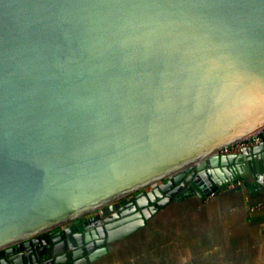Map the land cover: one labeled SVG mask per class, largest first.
<instances>
[{"label":"water","instance_id":"obj_1","mask_svg":"<svg viewBox=\"0 0 264 264\" xmlns=\"http://www.w3.org/2000/svg\"><path fill=\"white\" fill-rule=\"evenodd\" d=\"M248 177L264 0H0V264H90Z\"/></svg>","mask_w":264,"mask_h":264},{"label":"crops","instance_id":"obj_2","mask_svg":"<svg viewBox=\"0 0 264 264\" xmlns=\"http://www.w3.org/2000/svg\"><path fill=\"white\" fill-rule=\"evenodd\" d=\"M246 180L204 200L169 202L90 264H264V210H250L264 202V187Z\"/></svg>","mask_w":264,"mask_h":264},{"label":"built area","instance_id":"obj_3","mask_svg":"<svg viewBox=\"0 0 264 264\" xmlns=\"http://www.w3.org/2000/svg\"><path fill=\"white\" fill-rule=\"evenodd\" d=\"M263 137L261 134L242 139L227 145H224L220 148L219 152L222 154H231V153H239L241 152L244 148L248 146H254L256 144H259L262 141ZM245 184L244 179H236L231 182H229L226 185V190H232V189H237L239 187H242ZM251 211H256V210H264V202H258L250 206Z\"/></svg>","mask_w":264,"mask_h":264},{"label":"flooded vegetation","instance_id":"obj_4","mask_svg":"<svg viewBox=\"0 0 264 264\" xmlns=\"http://www.w3.org/2000/svg\"><path fill=\"white\" fill-rule=\"evenodd\" d=\"M185 191V190H184ZM127 204V202L126 203H120L119 204V207H122V206H124V205H126ZM119 209V208H118ZM112 213H110L109 215H111Z\"/></svg>","mask_w":264,"mask_h":264},{"label":"rangeland","instance_id":"obj_5","mask_svg":"<svg viewBox=\"0 0 264 264\" xmlns=\"http://www.w3.org/2000/svg\"><path fill=\"white\" fill-rule=\"evenodd\" d=\"M241 179H244V181H246L245 178H241Z\"/></svg>","mask_w":264,"mask_h":264}]
</instances>
